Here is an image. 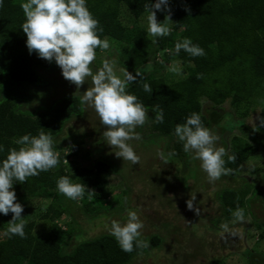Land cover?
I'll use <instances>...</instances> for the list:
<instances>
[{"label":"trees","instance_id":"16d2710c","mask_svg":"<svg viewBox=\"0 0 264 264\" xmlns=\"http://www.w3.org/2000/svg\"><path fill=\"white\" fill-rule=\"evenodd\" d=\"M23 2L26 0H4V6L0 8V145L3 146L0 162L7 157L10 148L19 147L14 144V138L29 133L37 135L41 127L45 132H51L57 151L56 143L63 137L67 122L87 115L86 105L80 103V94H65L49 106L40 105L37 111L34 110L36 112L22 110L25 107L18 102L19 96L11 94L13 87L33 86L42 79L49 81L44 75L54 72L56 67L55 61L48 62L34 52L29 53L27 36L21 27L26 19L21 8ZM86 2L93 16L103 26V33H99L101 39L107 37L109 41L119 44V65L133 74L136 68L145 74V80L138 82L137 78V83L130 84L128 91L149 109L148 122H152L153 131L147 137L156 146L153 147L155 152L151 154L149 162L155 159V162L165 165L162 160L159 161L158 151H162L165 156L173 152L175 155L169 157L168 164L177 168L176 178L182 185L187 186L190 178L199 182L203 175L200 162L191 159V154L183 151V144L175 136L174 129L177 123L185 122L191 113L201 114L204 125L219 136L216 146L224 147L229 154L237 156L234 164L226 165L236 169L234 174L222 176L215 182L222 184V213L230 219L229 209L235 210L239 205L245 209V216L250 214L253 219H260L253 203L256 201L254 199L264 200L263 186L252 188L248 176L242 178L239 185L227 184L231 178L238 176L242 165L251 155L259 152L260 147L242 135L234 136L230 144L227 142L228 116L221 106L229 99L238 108L247 102L250 106L264 91V0H169L172 34L166 37H151L147 28L140 24L141 17L147 12L144 4H154L156 0ZM186 8L191 9L190 15ZM123 10L136 18L133 25L126 24ZM186 37L200 45L206 55L191 57L183 49L178 55L175 54L176 42ZM154 45L160 50H168L167 62L172 58L181 62L183 68L177 79L169 80L165 76L146 74L142 70ZM200 74L201 78H198ZM143 83L151 86L152 93L143 90ZM205 100L211 104L207 108L204 106ZM156 105L163 109V123L154 122L155 112L151 109ZM262 116L264 107L258 115L257 126H260L259 118ZM256 132L264 135V126H260ZM174 140L177 142L172 149ZM106 144L101 146L98 150L100 155L90 165H75L73 155L62 152L61 162L56 168L30 177L24 183H14V190L19 195L51 199L39 219H49L52 224L46 236H39L35 233L37 221L27 220L26 239L3 235L8 227V224H4L0 232V264H130L149 248L134 247L131 253L122 251L109 233L82 239L75 236L65 240L68 232L59 224L65 213L82 227L80 234L86 233L83 221L89 223L109 213L104 204L111 195L110 178L122 169L117 170V165L106 150ZM75 148H79V145ZM91 157V153L84 156L87 161ZM65 159L70 164H65ZM158 172L160 174L155 175V178L161 185L165 180L162 177L164 170ZM63 175H69L73 182L84 183L89 189H94L96 194L89 200L86 193L80 203L67 198L57 190V180ZM257 227L261 239H264V226L258 221ZM147 241L152 247H160L166 242V235L155 232L147 237ZM243 253L249 264H264L261 261L264 255L256 250L245 248ZM214 264H219L217 259Z\"/></svg>","mask_w":264,"mask_h":264},{"label":"rangeland","instance_id":"374dc122","mask_svg":"<svg viewBox=\"0 0 264 264\" xmlns=\"http://www.w3.org/2000/svg\"><path fill=\"white\" fill-rule=\"evenodd\" d=\"M148 14L146 12L140 19V24L146 28H148ZM166 15V12L157 10L158 21L162 22ZM123 18L128 25H133L136 21V18L126 10H123ZM169 23L171 24V21ZM109 42V50L96 51V59L91 65L93 73L102 67L104 59H114L118 73L119 69L123 68L117 62V54L121 51L119 44ZM168 54V50H160L158 46L154 45L151 47L148 62L142 66V70L146 74L156 73L167 77L169 80L177 79L181 75L183 65L176 58L167 62ZM173 62L179 64L180 74H174L167 70V66ZM48 73L44 76L49 81L42 79L33 86L13 87L11 94L19 96L18 102L25 107L22 110L28 109L29 112H36L40 105L49 106L68 93L83 96L84 91L91 86V78H88L84 85L77 89L74 84L64 79L62 70L57 64L54 72ZM247 103L238 108L229 99L221 106L225 115L228 116L229 130L225 134V138L230 144L234 136H245L257 144L260 150L251 155L242 165L237 172L238 176L231 178L232 180L228 183L227 181L224 183L239 185L241 179L248 176L252 182V188L254 186H263L264 188V135L254 131L252 126V124H256L258 115L264 107V91L252 105L249 106ZM210 105L209 101H204L205 108ZM86 111V117L82 119L72 118L67 122L63 137L56 143L58 152L73 155L72 160H74L75 165L92 164L93 160L100 155L98 150L105 143L103 136L105 129L98 114L94 108L87 105ZM151 125L152 122H146L143 127H138L136 131L141 134L142 139L129 141L134 151L141 158L140 164L133 165L130 161L117 158L114 152L116 149H112L110 145L106 144V150L117 165V170L122 169L121 172L112 175L110 178L111 195L104 204L106 207L104 209H108L109 213L89 223L83 221L82 224L86 230V233L82 232L83 235L80 234L82 227L71 215L65 213L59 220V224L68 232L65 240L75 238V236L82 239L94 237L101 233H109L113 220L125 223L127 212L134 210L137 211L145 225L141 239L147 241V237L151 234L160 232L166 235V242L160 247H152L149 244V248L135 257L130 264H214L216 259L219 264H249L248 258L243 253L245 248H252L264 255V239H261V232L257 227L258 221L261 226H264V200L254 199L256 201L253 203L260 219L255 220L248 214L245 216L246 223L235 225L243 234L242 238L227 236L225 239L220 235V226L223 223H228L230 227L233 225L231 224L232 217L227 219V215L222 213L220 205V186L222 184L209 183L207 174L202 171L203 175H201L199 182L190 178L187 186H183L177 179L178 172L174 165H161L152 158L153 163H150L148 159L155 152L153 147H156L155 143L147 137L153 131ZM176 142V140L172 142V149H174ZM77 144L79 148H75ZM104 150L102 152H105ZM88 153L92 155L89 161L84 158L85 154ZM165 169L167 173L164 174ZM160 170H164L162 177L165 180L164 183L158 185L155 175H159L160 172L158 171ZM191 194H196L194 203L201 209L200 215H196L194 210L187 208L186 201L191 197ZM16 195L17 201L24 207L22 216L26 220H36L35 233L39 236H46L52 221L39 218L42 211L47 210L51 199L45 200L27 194L19 195L16 193ZM12 215L11 212L8 215L0 213V232H2L3 225L12 219ZM259 239L261 240L259 241ZM261 241L262 243H260ZM261 261L264 262V259L261 258Z\"/></svg>","mask_w":264,"mask_h":264},{"label":"clouds","instance_id":"9594fccd","mask_svg":"<svg viewBox=\"0 0 264 264\" xmlns=\"http://www.w3.org/2000/svg\"><path fill=\"white\" fill-rule=\"evenodd\" d=\"M3 6L4 0H0V8ZM21 8L26 18L21 27L27 36L29 53L34 52L48 62L55 61L61 68L64 79L74 84L77 89L91 78V86L80 98L81 105L94 108L105 129V142L112 149H116L115 156L130 161L133 165L140 164L141 158L129 141L142 139L136 129L148 122L149 109L135 94L128 91V86L137 83V78L138 82L144 81V72L136 68L133 74L127 68H120L118 73L116 61L104 59L102 67L93 73L91 65L97 56L96 49L99 48L102 52L109 50L110 42L107 37L101 39L99 33H103V26L89 10L86 0H26L21 4ZM144 9L149 13V36L166 37L172 34V26L169 23L172 21V10L169 0L146 3ZM157 10L167 13L162 22L157 19ZM185 10L191 14L190 8ZM182 49L191 57L206 55L205 50L193 43L191 38L186 37L176 42L175 54L178 55ZM167 70L174 74L181 72L177 62L168 65ZM201 75H198V78H201ZM142 87L145 92L153 91L148 83H143ZM151 111L155 112V123L164 122V112L159 105L154 106ZM259 119L260 126H264V116ZM252 126L254 131L260 130V126L255 123ZM174 134L182 142L183 151L191 154V159L200 161V168L207 174L209 183H215L222 176L234 174L236 171L226 165L234 164L237 156L229 154L224 147L216 146L219 136L204 125L201 114L193 112L185 122L177 123ZM13 142L19 147L10 148L7 157L0 162V213L13 214L3 235L26 239L25 228L28 221L22 216L24 207L17 201L13 185L16 182L24 183L30 177L56 168L61 162V154L55 151L51 132H45L43 127L37 135L25 134L14 138ZM0 151H3L2 145ZM173 155V152H169L167 156L162 151L157 153L165 164L169 163V157ZM64 163L70 164L67 159ZM57 190L75 201L82 200L86 193L89 200L96 194L94 189H89L84 183L73 182L69 175L58 178ZM195 200L196 194H191L186 201L187 208L200 215L201 209L196 206ZM229 212L233 227L223 223L220 226V235L225 239L227 236L242 238L243 234L235 225L247 222L245 209L237 205L235 210L229 209ZM144 227L137 211L129 210L125 223L117 220L111 222L109 234L116 239L122 251L131 253L134 247H149V243L141 239Z\"/></svg>","mask_w":264,"mask_h":264}]
</instances>
